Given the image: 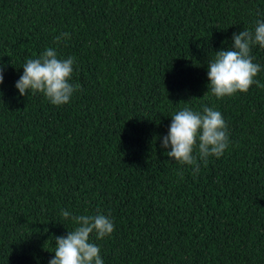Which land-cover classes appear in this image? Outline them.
<instances>
[{"label": "trees", "instance_id": "trees-1", "mask_svg": "<svg viewBox=\"0 0 264 264\" xmlns=\"http://www.w3.org/2000/svg\"><path fill=\"white\" fill-rule=\"evenodd\" d=\"M257 21L264 0H0V264H49L62 210L114 222L104 264H264V88L217 98L207 64ZM49 47L81 86L61 106L15 86ZM205 105L229 146L193 175L162 143Z\"/></svg>", "mask_w": 264, "mask_h": 264}, {"label": "clouds", "instance_id": "clouds-1", "mask_svg": "<svg viewBox=\"0 0 264 264\" xmlns=\"http://www.w3.org/2000/svg\"><path fill=\"white\" fill-rule=\"evenodd\" d=\"M69 36V33H62L56 41L59 43ZM232 39V47L215 52V57L207 63L208 89L217 98L246 93L254 84L264 88V83L255 79L261 66L251 55L252 46L264 47V21H257L254 31L243 29L233 33ZM74 61V57L60 59L54 48H46L38 58L27 59L15 86L22 96L41 93L53 105L67 104L81 87L70 83ZM3 82L4 65L0 63V85ZM171 118L168 135L162 143L163 148L171 150L165 155L181 165L194 166L193 175L199 172L197 157L206 164L208 157L219 158L228 148L227 124L218 110L207 105L203 106L202 112L183 107ZM61 215L77 226L68 230L66 236L54 237L55 248L51 252L55 255L49 264H104L100 247L91 238L93 234L97 240L111 236L115 230L114 222L104 214L73 216L62 210Z\"/></svg>", "mask_w": 264, "mask_h": 264}]
</instances>
